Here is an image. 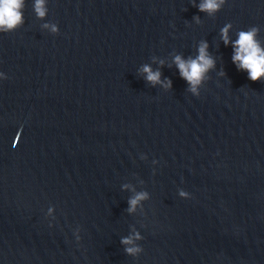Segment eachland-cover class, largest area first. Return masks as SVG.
Listing matches in <instances>:
<instances>
[{"label": "water", "instance_id": "obj_1", "mask_svg": "<svg viewBox=\"0 0 264 264\" xmlns=\"http://www.w3.org/2000/svg\"><path fill=\"white\" fill-rule=\"evenodd\" d=\"M193 2L25 0L0 33V264H264V78L221 39L256 27L264 48V0ZM201 41L195 96L173 58Z\"/></svg>", "mask_w": 264, "mask_h": 264}, {"label": "clouds", "instance_id": "obj_2", "mask_svg": "<svg viewBox=\"0 0 264 264\" xmlns=\"http://www.w3.org/2000/svg\"><path fill=\"white\" fill-rule=\"evenodd\" d=\"M226 0H200L198 4L193 2V6L197 7L202 13H207L209 16H214L219 12ZM25 0H0V33H8L17 30L24 24ZM34 10L38 17L43 18L46 14L45 0H35ZM197 22L200 21L199 16L193 17ZM51 27L53 32L57 31L55 25H45ZM231 24H226L221 28V39L225 46L232 44L233 55L232 61L238 70L247 72L248 79L257 82L264 78V48L260 47L259 42L255 39L259 29L256 27L248 31L238 32V38L235 41H230L228 31ZM208 43L201 41L198 48V55L188 57L185 59L182 55H175L173 63L176 65L180 77L188 84V91L195 96L200 95L199 86L206 78V74L215 68V60L208 52ZM163 65V61H161ZM142 72L146 74L145 79L153 86L160 84L165 89H170L172 81L170 79L161 80V72L159 70L153 71L150 65L145 64ZM0 79H7L3 72H0ZM127 187V185H125ZM181 196H185L183 191ZM148 198L147 192L137 193L128 201L129 213L135 211L136 206L143 200ZM77 241L80 237L77 236ZM142 239L139 233L134 236L122 238L121 243L124 245H133L126 247L125 252L128 255H136L143 251L142 247L134 246V240Z\"/></svg>", "mask_w": 264, "mask_h": 264}]
</instances>
